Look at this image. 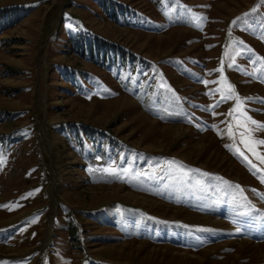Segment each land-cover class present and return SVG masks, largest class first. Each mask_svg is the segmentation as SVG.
<instances>
[{"label": "rangeland", "instance_id": "1", "mask_svg": "<svg viewBox=\"0 0 264 264\" xmlns=\"http://www.w3.org/2000/svg\"><path fill=\"white\" fill-rule=\"evenodd\" d=\"M259 125L264 0H0V264H264Z\"/></svg>", "mask_w": 264, "mask_h": 264}, {"label": "bare ground", "instance_id": "2", "mask_svg": "<svg viewBox=\"0 0 264 264\" xmlns=\"http://www.w3.org/2000/svg\"><path fill=\"white\" fill-rule=\"evenodd\" d=\"M235 205H236L235 210L237 212L236 215L235 216L228 215V216L232 217L231 219L233 221L236 220V219H240L242 217H246V209H245V207L241 203L238 204L237 202L235 203ZM208 208H209V211H211V212H214V213H218L219 212L217 209H215V206H214L213 202L209 204Z\"/></svg>", "mask_w": 264, "mask_h": 264}, {"label": "snow or ice", "instance_id": "3", "mask_svg": "<svg viewBox=\"0 0 264 264\" xmlns=\"http://www.w3.org/2000/svg\"><path fill=\"white\" fill-rule=\"evenodd\" d=\"M229 66H232V65H229ZM229 89H231V85H229ZM232 98L231 97V94H226L225 96L222 97V99H230ZM239 100V98H237ZM237 107H239V104H237ZM235 111V109H230L229 111V114L231 115L233 112ZM251 119V118H249ZM253 124H256L257 122L256 121H251ZM260 127L264 128V125H259ZM259 143H262L264 144V141H260ZM261 160L264 161V157H261ZM108 171H111L114 175H119L116 170L114 169H110ZM129 170L128 169H124V172L127 173ZM262 182H264V178H262ZM240 229H237V231H239Z\"/></svg>", "mask_w": 264, "mask_h": 264}]
</instances>
